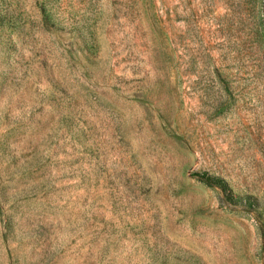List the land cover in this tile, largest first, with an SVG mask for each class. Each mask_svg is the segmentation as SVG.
Here are the masks:
<instances>
[{
	"label": "rangeland",
	"instance_id": "obj_1",
	"mask_svg": "<svg viewBox=\"0 0 264 264\" xmlns=\"http://www.w3.org/2000/svg\"><path fill=\"white\" fill-rule=\"evenodd\" d=\"M0 264H264V0H0Z\"/></svg>",
	"mask_w": 264,
	"mask_h": 264
}]
</instances>
